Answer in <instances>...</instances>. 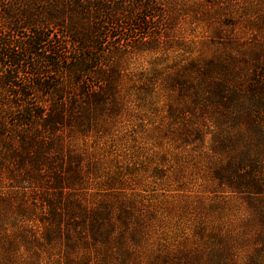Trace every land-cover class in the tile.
I'll return each mask as SVG.
<instances>
[{
    "label": "rangeland",
    "instance_id": "rangeland-1",
    "mask_svg": "<svg viewBox=\"0 0 264 264\" xmlns=\"http://www.w3.org/2000/svg\"><path fill=\"white\" fill-rule=\"evenodd\" d=\"M0 46V264H264V0H0Z\"/></svg>",
    "mask_w": 264,
    "mask_h": 264
},
{
    "label": "trees",
    "instance_id": "trees-1",
    "mask_svg": "<svg viewBox=\"0 0 264 264\" xmlns=\"http://www.w3.org/2000/svg\"><path fill=\"white\" fill-rule=\"evenodd\" d=\"M33 25V24H32ZM33 27V26H32ZM31 37H33L32 38V40H29L27 43H26V50H31V52H32V50L33 49H35V50H38V49H41V48H39L38 47V45H40L42 42H45V40L41 37V36H37L36 35V31L34 30L33 32H32V35L30 36V38ZM18 48H20V46H17ZM21 48H22V46H21ZM3 48L0 46V56L3 54V57L5 58V59H8V58H11L12 60H11V63H10V65H11V67H15V68H17V67H22L23 65H24V62H25V59L24 58H22L21 56H19V55H16V54H8V53H6V52H3ZM45 86L44 87H46V86H48L49 84H44ZM14 86L15 87H17V85L16 84H14ZM47 88V87H46ZM25 112V116L27 117V116H36V117H42L43 119H45V120H49L50 121V119H49V116L50 115H48V116H46L47 115V113H44V112H40L39 110H37L36 108L35 109H33V113H31V111H29L28 109H27V111H24ZM29 119V118H28ZM29 121H32L31 119H29ZM29 123H31V122H29Z\"/></svg>",
    "mask_w": 264,
    "mask_h": 264
}]
</instances>
